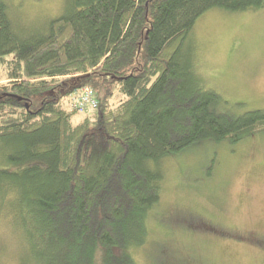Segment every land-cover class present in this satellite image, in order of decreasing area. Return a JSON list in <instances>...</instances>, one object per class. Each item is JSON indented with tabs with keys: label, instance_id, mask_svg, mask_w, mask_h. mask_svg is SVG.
<instances>
[{
	"label": "trees",
	"instance_id": "obj_1",
	"mask_svg": "<svg viewBox=\"0 0 264 264\" xmlns=\"http://www.w3.org/2000/svg\"><path fill=\"white\" fill-rule=\"evenodd\" d=\"M213 9L256 11L264 0H69L27 35L0 0V212L27 235L34 264H96L98 252L102 264H135L159 200L152 163L264 132L263 110L221 111V97L179 67L195 21ZM85 86L98 106L72 126L77 113L61 103Z\"/></svg>",
	"mask_w": 264,
	"mask_h": 264
},
{
	"label": "rangeland",
	"instance_id": "obj_2",
	"mask_svg": "<svg viewBox=\"0 0 264 264\" xmlns=\"http://www.w3.org/2000/svg\"><path fill=\"white\" fill-rule=\"evenodd\" d=\"M4 2L15 33L27 35L44 32L69 0ZM178 62L190 84L221 97V111H264V9L205 12ZM70 95L61 103L66 111ZM122 100L117 92L111 104ZM94 111L76 112L71 125ZM151 167L161 176L159 200L149 210L145 244L132 251L135 264H264V132L236 144L200 140ZM4 214L0 264H34L27 235Z\"/></svg>",
	"mask_w": 264,
	"mask_h": 264
},
{
	"label": "built area",
	"instance_id": "obj_3",
	"mask_svg": "<svg viewBox=\"0 0 264 264\" xmlns=\"http://www.w3.org/2000/svg\"><path fill=\"white\" fill-rule=\"evenodd\" d=\"M70 104L72 111L89 113L97 109L98 101L94 91L90 87L85 86L70 95Z\"/></svg>",
	"mask_w": 264,
	"mask_h": 264
}]
</instances>
